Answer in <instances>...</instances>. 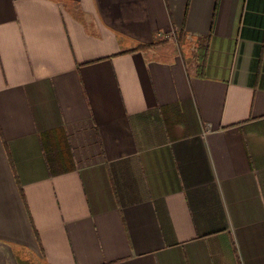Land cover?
<instances>
[{"label": "crops", "instance_id": "1", "mask_svg": "<svg viewBox=\"0 0 264 264\" xmlns=\"http://www.w3.org/2000/svg\"><path fill=\"white\" fill-rule=\"evenodd\" d=\"M0 264H264V0H0Z\"/></svg>", "mask_w": 264, "mask_h": 264}, {"label": "rangeland", "instance_id": "2", "mask_svg": "<svg viewBox=\"0 0 264 264\" xmlns=\"http://www.w3.org/2000/svg\"><path fill=\"white\" fill-rule=\"evenodd\" d=\"M157 42L156 49L166 52L173 51H181L187 55H191L194 52L193 43L188 39L184 38L183 36H175L169 39H164ZM154 57L164 58L165 55L160 53H151Z\"/></svg>", "mask_w": 264, "mask_h": 264}, {"label": "trees", "instance_id": "3", "mask_svg": "<svg viewBox=\"0 0 264 264\" xmlns=\"http://www.w3.org/2000/svg\"><path fill=\"white\" fill-rule=\"evenodd\" d=\"M183 36V34H177L175 36ZM157 46V42H153L152 44H139L132 52H144L155 49ZM207 43L205 45H200L196 48V61H197V73L199 76H203V71L206 62V54H207Z\"/></svg>", "mask_w": 264, "mask_h": 264}]
</instances>
